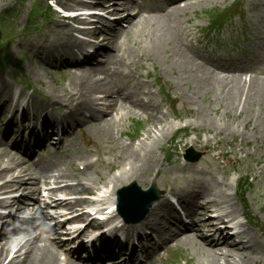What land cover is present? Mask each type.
I'll list each match as a JSON object with an SVG mask.
<instances>
[{
    "label": "bare ground",
    "instance_id": "1",
    "mask_svg": "<svg viewBox=\"0 0 264 264\" xmlns=\"http://www.w3.org/2000/svg\"><path fill=\"white\" fill-rule=\"evenodd\" d=\"M178 1H184L186 3L183 9L176 7ZM213 1L215 0H156V3L148 6L147 4H138L133 0H91L89 5L99 6L101 11L107 16L114 15L117 18L116 25L117 22H125L128 26L125 30H116L117 27L105 24L100 18L94 17L93 21L98 26H95L96 29L89 34L86 31L84 32L86 36L90 35L92 38H96L97 34L101 33L102 39L100 42L110 45L112 52L108 51L104 53L106 58L105 65L91 66L97 55L87 59L85 67L81 65L79 60L70 64V67L77 66L81 67L82 70L77 74L70 75L66 85L50 92L51 99L49 103L51 105L50 107L53 108V112L49 114V117L50 119H56L54 120V124L56 126L59 125L60 131L56 145H60L66 141L74 129L82 132L87 127H98L102 131L110 133L119 121L127 120L130 116L134 115L133 113L135 111L147 113L150 110V105L145 103L140 97L144 96L146 99H149V93H139L132 90L131 87H123L117 82L120 77L128 78L127 74L123 76L121 69L122 65H124V60L130 61L132 60L131 58L134 59V56H132L134 52L128 49L126 42L133 40L135 31L138 28L148 38L147 47H144V49H147L146 53L149 57L161 59V56L169 50L176 58L173 59L175 60V69H178L182 74H187V79L194 85V90L197 92V95L201 93L211 94L215 98L216 104L220 102L228 104L234 110V114L238 113L240 107L243 109L245 106L257 101H264V77H260L264 76L263 70H256L259 67L253 68L255 70L241 66H233L229 69L221 67L217 60L209 61L203 58L188 44L186 35L181 29L180 15L188 9H192L195 5ZM130 11L134 13L132 14ZM258 15L262 20L264 31V7L258 10ZM145 22L149 23L150 29L142 25ZM53 24L55 27L64 26L65 22L55 20ZM95 46L96 49L94 50L99 54L102 51L101 46L97 44ZM26 47L36 60L39 59L43 66H50V59L55 61L58 57L60 61V59L66 58L68 62L70 60L69 55L72 56L73 54L76 57L77 55H83L88 44L74 38L71 35L70 28L60 27L58 30L53 31V37L47 38L39 44L28 43ZM73 47L77 49L76 53L73 52ZM256 47L262 56H264V33H261ZM118 52L121 54L117 55ZM224 72L227 75L222 76L221 73ZM245 72L254 73V76L248 81H242L240 74ZM100 76L102 78H99ZM2 94H5V96L10 95L7 88L5 90L3 86H0V107L1 110L5 111L6 103L4 100H1ZM96 95L99 96L95 97ZM34 101L31 97L26 101V109L22 115L27 110L36 112L44 109L42 104L36 103L39 100ZM18 102L19 98L16 103ZM55 110H60L59 115L55 114ZM83 112L89 114L87 120L82 119L84 116ZM113 114H116V117H113ZM10 117L12 118V115ZM9 123L10 121H8ZM156 124H160V121L156 120ZM209 125L213 126L214 124L211 121ZM165 135L166 130L164 128L157 130V134L154 136L151 137L148 135V143L143 142L139 144L135 147L138 148L137 150L128 149V153L127 148L121 146V150L127 153V159L129 160L127 161V168L130 164H132V168L128 174L122 172L121 177H119L120 173H118L117 175L100 179L101 184L112 185L113 188H116L126 183L129 184L140 179L148 178L152 170L153 150L159 144L160 140L165 138ZM3 136L7 137V133H3ZM0 139L3 140L1 137ZM1 143L0 141V158L9 153L5 149L1 150L3 144ZM141 149L142 155L139 156L136 152H141ZM64 165V161L57 165L48 162L46 168L59 173L56 179H66L68 175L62 169L66 168ZM9 169L11 168L8 166L0 165V179L5 178L4 173L9 171ZM87 180L93 184L91 179L88 178ZM8 183L9 186L7 185ZM11 184L16 187L26 185L23 180L9 179L2 188L0 187V190L10 188ZM56 189L64 191L67 194H70L69 192L92 190L90 186H85L83 183L74 186L65 183L63 187ZM52 192H56V190L54 189ZM197 199L203 200L206 198L204 195L193 191L184 197H178V201L182 205H187L188 203L192 205ZM225 201L229 202L228 199H225ZM223 204V202H218L214 199L207 200L202 206V210L208 211L211 207H217L221 211ZM50 205L54 208H67L69 203L54 200ZM0 207L14 208L15 212L28 210V206L24 203L23 199H2L0 200ZM160 207L162 208L158 210ZM222 214L226 218L230 217L233 219L236 215L235 211L222 212ZM42 218H46V216L42 214ZM174 218L175 214L173 211H170V205L164 199L158 201L156 207L150 210L138 226L123 227L125 231L131 230L139 234L144 231H149L151 236H155L156 243H153L151 238L147 236H144L145 241L141 237L138 239L142 241L140 242L141 251L146 257H151L154 247H166L169 243L175 244V246H195L197 243L191 234L193 231L185 229L183 232L177 231L173 233L170 230V221ZM221 220L222 217L216 219L217 222ZM193 222L196 223V221ZM56 227L57 225L55 224L51 228V231L55 235H57ZM256 227L264 230V225L260 222H256ZM34 230L35 228H32V231ZM81 233L79 232L75 238H79ZM244 234V229L236 234L238 242L232 248L223 247V243L213 247L215 250H207L203 247V251L199 253L200 261H206L207 264H248L251 262L256 264L260 262L261 259L258 257L264 255V251L255 250L251 245V241L243 237ZM246 234L249 237L251 232L246 231ZM61 244V242L43 239L41 235L29 238L23 244L17 243L14 248L16 250L14 251H10L7 243L0 244V264H3L8 256H11V258L6 264H22V261L19 260V252L24 248H26V251L22 254V260L25 264H60L58 256ZM81 248L82 245H78L72 254L64 257L62 264H103L105 260L108 261L109 259L106 252L100 253L98 249H94L92 259H89L87 263H77L72 258L75 257V254ZM132 260L133 257L128 256L119 264H126L127 262H132ZM185 264L187 263L185 262Z\"/></svg>",
    "mask_w": 264,
    "mask_h": 264
},
{
    "label": "rangeland",
    "instance_id": "2",
    "mask_svg": "<svg viewBox=\"0 0 264 264\" xmlns=\"http://www.w3.org/2000/svg\"><path fill=\"white\" fill-rule=\"evenodd\" d=\"M11 1L14 0H9L8 2L6 0H3L2 2L0 1V12L3 10L2 4L11 6ZM60 1L64 2L63 0ZM27 2L28 0H26V3L22 6V15L25 11L31 9V5L28 9ZM247 3L250 4V0H246V4ZM231 5L232 3H230V1L224 0L222 3L213 5L209 4L207 6H203L200 9H196L194 13L187 12L182 17L183 28L191 30L198 39H201V31L198 24L204 25L207 22V19L203 14L201 15L199 13L218 7L227 9ZM244 8L247 9V17L255 21L256 12L249 10L250 6H245L242 9ZM235 12H237V10ZM44 18H47L46 14L44 15ZM197 19L202 21L197 23L195 21ZM186 20H189L190 25L185 23ZM34 21L37 24H40L42 33L46 31L48 26L49 28L52 27L50 24H48V21H42L38 19ZM190 26H194V29H191ZM237 27L241 28L243 37L245 39H249L251 43L255 42L254 38L256 31H253L251 22H249L246 27H244L242 23H239ZM237 33L238 35H241L240 31H237ZM235 36L236 34L234 32L232 37ZM224 37L227 38L228 36L226 35ZM8 45L9 43H7V50ZM137 46L138 45L135 44L134 48L132 49L135 50V47ZM130 47H133V45ZM199 47L203 48L201 44ZM208 49L211 51L210 56H217L220 54L225 58V54L228 53L230 58H237L239 61H241V63L247 58H250V64H252L256 58V55L252 54V49L254 48L250 44L249 48L246 49L247 54H243V56L232 50V48L219 49L213 45H209ZM9 55L10 60H12L11 51H9ZM173 59H176L175 56L172 55L168 50V52L166 51V53L161 56V59L153 58V60H149L147 62L143 61L139 72L142 75L149 72L152 74L151 77L153 81H158L153 82L155 86L153 85L152 88V91H154L156 94L158 93V85H161L160 88L166 89L172 99L177 98L178 109L175 110L176 112L173 111V113H177L176 115L180 118L179 122L174 121V124L177 127L182 126L184 122H189L188 131L190 132V135H192L193 132L197 133V140L210 138L212 135L211 130L213 127L208 129V126L205 125L207 124L208 120H211L213 124L218 125L219 128H223V130L220 132L221 137L215 141L216 145H214V147L220 146L223 149V154L229 155L230 158L235 159L236 162H234V166L230 167L228 172L236 171L237 173H243V175L247 174L248 176L252 177L254 187L247 194L246 201L250 206L251 213L253 215H257L259 218L258 220L264 224V101H257L247 106L246 109L241 111L239 110L240 113L234 115L233 110L230 109L228 104H216V101L210 96V94L201 93L197 95V92L194 90V85L187 79V74H182L178 69H175V60ZM18 64L22 65V62L18 61ZM23 66L24 68L21 69V79L24 80L27 85H29L35 91L37 90L39 94L40 92L43 94L48 89H55L58 85L64 84L65 80L67 79V76L64 72L51 73L48 68H44L45 72H43L40 67L36 68L34 71L33 69L35 66H28L27 63H23ZM131 66H133V64H131ZM6 70L7 72L14 73L15 77L20 78L18 69H11V66H6ZM45 73L49 76H46ZM151 81L152 80L150 79L144 80V82L148 84L147 86L149 88L151 87L149 85ZM157 83L159 84L157 85ZM190 105H195L194 107L199 108L200 113L194 114L191 112ZM165 111H168L166 109V105L165 107L160 105L157 116L161 117L162 115L160 112ZM168 113L169 116H164V118L168 119L170 122L174 117L170 115L171 113L169 111ZM1 118L2 116L0 117V120ZM151 120L152 119L150 118L145 131L149 128ZM1 124L2 123L0 121V125ZM128 125V122L125 123L123 131H125V128L128 127ZM81 133L82 134H75L72 136L70 140L62 146L65 149L66 154H64V152L61 150L62 148L60 150H56V153L51 156L52 161L60 162L64 158L65 160H68L69 157H71L72 161L75 158H85L89 155H97L99 157V163L92 170L85 172L84 177L91 178L93 181H96V176L98 174L101 176L109 175L110 169L112 167L110 168L107 165L109 164L116 166L119 156L123 155V151H120L118 148V143L112 140L109 133L102 131L99 128H87ZM187 137L188 135H180L179 140H182L187 144L190 140ZM117 138L118 137L115 136L116 140ZM120 139L123 140V137ZM126 144H128V142ZM211 145L212 144L210 142L207 143L208 153L211 151ZM228 145H230L231 148H229ZM237 146H239L238 149L241 150V154L237 153ZM194 149L198 150L197 145L194 146ZM155 155L159 158H163L159 151H157ZM209 158L210 156L208 157V155H203L200 163L203 164L204 170L198 174L194 172L193 168H190L189 170L186 169L185 171L181 170L178 164H174V161L176 160L175 157L169 162L170 165L165 164L163 161V167L158 178L155 180L157 189L163 190L165 192H168V190L173 192L179 191L183 197L187 195L188 191L192 190H195L197 193H200L204 196H206L207 192L211 194L216 188L214 181L215 178H220V175L222 174L223 177L229 181L230 174H227V171L223 169L218 162H212L209 160ZM97 185L101 186L100 184ZM187 247L189 248L187 251L179 249L178 256L191 260V263L195 264L197 261H199V256L195 252L193 246Z\"/></svg>",
    "mask_w": 264,
    "mask_h": 264
}]
</instances>
